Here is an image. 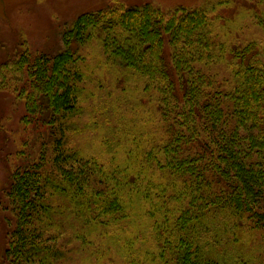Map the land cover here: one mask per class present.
Returning <instances> with one entry per match:
<instances>
[{"label":"trees","instance_id":"obj_1","mask_svg":"<svg viewBox=\"0 0 264 264\" xmlns=\"http://www.w3.org/2000/svg\"><path fill=\"white\" fill-rule=\"evenodd\" d=\"M61 43L0 45V93L27 136L4 158L6 264L104 247L121 264H264V0H110Z\"/></svg>","mask_w":264,"mask_h":264},{"label":"rangeland","instance_id":"obj_2","mask_svg":"<svg viewBox=\"0 0 264 264\" xmlns=\"http://www.w3.org/2000/svg\"><path fill=\"white\" fill-rule=\"evenodd\" d=\"M123 1L128 6L150 2L163 9L175 6L191 8L200 3V0ZM109 2L110 0H0V45L9 46V48L17 47L19 50L22 46L27 47L31 54H55L62 48L61 34L66 25L71 24L81 13L98 9ZM110 75L97 76V80H94L96 84L102 83L100 87L103 88H101V94L96 96L100 104H96L92 108L96 112L94 118L97 125L102 123L103 119H100V114L104 112L103 108L112 102L107 94L114 92L112 89L113 77H110ZM119 87H123V85L119 84ZM111 112H108V114ZM21 114V102L14 103L8 94L0 93V190L7 183V173L12 164L9 158L8 161H4V158L13 149L12 146L19 149L22 141L27 140L26 132L19 124ZM27 135L29 134L27 133ZM87 135L92 136L89 133ZM93 135L96 134L93 132ZM10 142L13 144L11 145ZM1 208L0 206V264H6L3 255L5 246L3 230L6 227L5 218L7 213L2 211ZM98 244L100 245V243ZM112 253H107L104 247L101 256H95L94 260L93 255L88 254L91 257L85 262L91 264H121V259ZM85 262L83 264H86Z\"/></svg>","mask_w":264,"mask_h":264}]
</instances>
